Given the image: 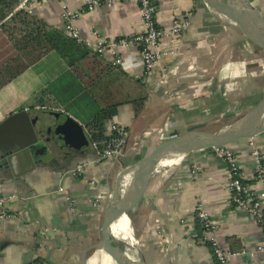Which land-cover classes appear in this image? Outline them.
I'll return each mask as SVG.
<instances>
[{
    "label": "crops",
    "instance_id": "0c3cea01",
    "mask_svg": "<svg viewBox=\"0 0 264 264\" xmlns=\"http://www.w3.org/2000/svg\"><path fill=\"white\" fill-rule=\"evenodd\" d=\"M89 1L28 0L24 8L62 30V6L80 10ZM249 1L264 15V0ZM152 2L158 29L169 33L175 22L184 20L176 38L168 36L161 41L165 49L177 47L179 54L165 64L159 63L149 82H144L138 50L115 49L122 59L120 67L128 76L140 78L146 97L137 116L130 104L111 111L107 126L115 124L127 132L123 154L96 162L94 150L88 147L82 159L91 163L81 175L73 173L76 161L5 171L0 176V194L13 198L4 205L9 216L0 219V264H88L101 223V211L92 206L93 199L99 198L104 186L123 167L178 135L219 132L222 129H213L225 121L238 120L262 99L264 75L248 67L259 55L251 43L201 0ZM76 27L82 42L91 48L99 38H129L144 29L139 7L133 1L96 7L84 14ZM220 42L248 62L234 63L233 55ZM100 58L105 63L114 60L110 52ZM162 66L172 67L166 76L161 75ZM20 111L27 112L35 124L46 122L49 111L63 112L84 127L88 135L84 84L55 53L0 89V124ZM44 139L52 150L59 145L57 157L67 152L47 126ZM229 148L241 165L243 178L252 181L254 151L261 154L264 165V135ZM192 166L200 168L194 180L188 177ZM253 187L262 190L257 182ZM229 195L226 164L212 151L189 156L159 171L141 199L132 202L139 205L129 215L135 224L141 264H217L210 247L197 238L194 213L198 206L217 223L213 237L230 254L229 264H264V231L248 213L233 209ZM44 229L47 231L43 234Z\"/></svg>",
    "mask_w": 264,
    "mask_h": 264
},
{
    "label": "water",
    "instance_id": "95a60500",
    "mask_svg": "<svg viewBox=\"0 0 264 264\" xmlns=\"http://www.w3.org/2000/svg\"><path fill=\"white\" fill-rule=\"evenodd\" d=\"M233 30L251 43L264 57V15L249 0H201ZM46 122L35 124L25 111L10 115L0 124V176L15 168L34 170L46 168L47 162L65 165L85 162L89 137L78 122L63 112H47ZM48 127L67 152L57 157L45 138ZM264 135V95L236 122L216 133L190 131L153 147L137 162L125 166L100 193L101 223L97 243L90 249L88 264H132L122 258L113 243L112 226L122 213L131 194L161 170L179 164L189 156L232 146L244 140ZM84 262L83 264H86Z\"/></svg>",
    "mask_w": 264,
    "mask_h": 264
},
{
    "label": "trees",
    "instance_id": "16d2710c",
    "mask_svg": "<svg viewBox=\"0 0 264 264\" xmlns=\"http://www.w3.org/2000/svg\"><path fill=\"white\" fill-rule=\"evenodd\" d=\"M16 6L15 0H0V89L48 54H57L84 84L88 98L89 144L90 147L95 144L102 152L112 109L130 104L134 116L142 111L146 97L140 78H132L120 66L103 62L83 42L68 38L62 30L25 8L16 10ZM249 183L254 184L255 180ZM196 225L199 240L202 225L197 219Z\"/></svg>",
    "mask_w": 264,
    "mask_h": 264
},
{
    "label": "built area",
    "instance_id": "2783aa9c",
    "mask_svg": "<svg viewBox=\"0 0 264 264\" xmlns=\"http://www.w3.org/2000/svg\"><path fill=\"white\" fill-rule=\"evenodd\" d=\"M17 2L16 10L22 9L27 5L28 0H15ZM133 1L139 7V16L143 24L144 29L132 35L129 38H117L114 41L99 38L96 45L92 49L100 57L106 52H110L113 55V65L121 66L122 59L117 54L115 49L117 47H133L139 52L142 63L141 79L144 82H149L150 77L159 63L165 64L170 58L175 59L178 56L177 47L171 49H165L162 40L168 36L176 38L181 33L184 25V20L179 23L175 22L173 29L166 33L157 27L156 22V7L152 0H91L80 10H70L66 6H62L61 18L63 21L62 31L64 34L77 42H82L79 36L76 22L86 13L93 11L96 7L101 5L112 6L116 2ZM172 68V67H171ZM167 66L161 67V75L166 76L168 69ZM108 133L106 134L107 142L102 152L97 150L95 144L92 145V149L95 152V161L100 162L107 159L119 157L123 154V148L125 145V139L127 132L124 128L111 124L108 127ZM216 157L223 160L227 167V189L229 191V202L233 206V209L237 211H244L248 213L256 224L264 231V165L263 157L257 151L253 152L255 157V169L254 178L255 183H259L262 187L261 191H258L246 181L241 174V165L234 154L233 150L229 146L218 148L212 151ZM90 161H85L76 165L73 170L74 174L81 175ZM200 168L198 166H192L188 171V177L194 180ZM60 191V190H59ZM13 197H4L0 194V219H6L9 215L4 210V205L9 199ZM71 203V200H69ZM92 206L101 211V201L99 198H94ZM194 219L199 220L202 225L201 237L199 242L205 245H209L212 255L217 264H229L230 254L223 251L215 238L214 233L217 230V223L210 218L208 213L201 207H196L194 213ZM46 229L42 233H46ZM259 251H263L261 248ZM29 264H46L39 261H32Z\"/></svg>",
    "mask_w": 264,
    "mask_h": 264
},
{
    "label": "bare ground",
    "instance_id": "6f19581e",
    "mask_svg": "<svg viewBox=\"0 0 264 264\" xmlns=\"http://www.w3.org/2000/svg\"><path fill=\"white\" fill-rule=\"evenodd\" d=\"M162 177H164V176H162ZM151 179L148 182H146V183L142 184L141 186H139L131 194V196L129 197L128 201L126 202L125 208L123 209L122 213L118 216V218L114 222V225L112 226V232L117 235V236H114V238L123 239L124 241L129 242V244L133 243V241H132V236H133V234H132V228L133 227L132 226H133V223H132V219H131V217L129 215H131L133 213V211L138 207L139 204L133 205L132 202L133 201L136 202L139 199H141L145 189L150 184ZM130 246H132V245H130ZM133 249H134L133 247H128L127 250H126L128 255H129V258L131 260H133L134 264H140L141 260L139 262L138 256H137L136 252ZM112 263L113 262L111 260H109L107 264H112Z\"/></svg>",
    "mask_w": 264,
    "mask_h": 264
},
{
    "label": "rangeland",
    "instance_id": "374dc122",
    "mask_svg": "<svg viewBox=\"0 0 264 264\" xmlns=\"http://www.w3.org/2000/svg\"><path fill=\"white\" fill-rule=\"evenodd\" d=\"M220 43H221L220 45H222L226 51L231 52V54L233 55L234 63L246 64L248 62V60H246L243 56L238 55L236 52H234L230 48V46L226 45L224 42H220ZM255 60H256L255 64H249L248 67H250V69H253V71H255L257 69V70L261 71V73L264 75V57L259 53V55H257L255 57ZM236 121L237 120H235V119L225 121V122L221 123L219 126L215 127L213 130L219 131L220 129H223L226 126H228V125H230ZM249 143H251V142H249ZM132 223H133V221H132ZM132 227H133L132 228V234H133L132 241H133V243L129 244V242L124 241L123 239H120V238H114L113 243L116 246V248H117L118 252L120 253V255L122 256V258H124L130 262L132 261L131 263L134 264L133 260H131L129 258V255L126 251L128 247H133L134 248L133 250L136 252L138 259H139V262H140V254L138 252L139 247H138V243H137V239H136V235H135V224L134 223H133ZM114 234L115 233H113V236H117L116 234L115 235ZM130 245H132V246H130ZM109 260L110 259L108 257H106V263H108Z\"/></svg>",
    "mask_w": 264,
    "mask_h": 264
}]
</instances>
